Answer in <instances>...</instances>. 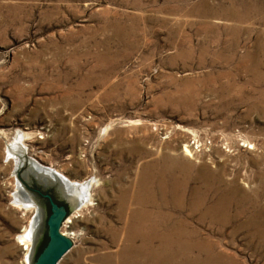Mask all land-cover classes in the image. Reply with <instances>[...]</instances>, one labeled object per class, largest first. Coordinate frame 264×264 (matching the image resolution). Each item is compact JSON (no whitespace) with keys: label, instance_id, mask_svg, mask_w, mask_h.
I'll return each instance as SVG.
<instances>
[{"label":"rangeland","instance_id":"obj_1","mask_svg":"<svg viewBox=\"0 0 264 264\" xmlns=\"http://www.w3.org/2000/svg\"><path fill=\"white\" fill-rule=\"evenodd\" d=\"M191 136L209 148L185 152ZM31 163L97 178L94 204L66 222L78 206ZM51 194L71 241L56 264H264V0H0V264L36 262L48 240L17 236L48 232ZM214 204L224 223L201 216ZM181 221L184 253L136 255Z\"/></svg>","mask_w":264,"mask_h":264},{"label":"bare ground","instance_id":"obj_2","mask_svg":"<svg viewBox=\"0 0 264 264\" xmlns=\"http://www.w3.org/2000/svg\"><path fill=\"white\" fill-rule=\"evenodd\" d=\"M27 135V133H26ZM22 138V137H21ZM21 142V141H20ZM18 142L19 145L22 146V144ZM17 144V145H18ZM24 146V145H23ZM18 149V148H17ZM17 158V157H16ZM19 163V161H17ZM33 163V162H32ZM30 164V166L32 167H29V169L27 171H25V176L28 178V174L29 172H32V174L35 175V177L38 179V181L40 182H44L45 184H56L58 186V188L60 189V191L62 192V195L66 196L71 202H73V207L75 206H78L73 212H72V216L71 217H68V221L71 220V222H73V219H76V218H79L80 216H82L81 214V209L85 206H91L94 204V197H93V192H92V188L96 185L99 184L98 182V179L95 178V177H91L89 179H86L84 181H76V180H71L69 179L66 183L64 182V180H62L63 178H61L59 175H56L55 174V170L54 169H36L33 164ZM35 165V164H34ZM37 166V165H36ZM39 167V166H38ZM168 166L164 165L163 166V172L164 171H167ZM204 167V166H203ZM162 173V172H161ZM160 175V174H159ZM169 175V174H168ZM153 176H150V177H147L149 181H152V182H155V177ZM163 177V176H162ZM171 178V177H170ZM174 178V177H173ZM66 179V178H65ZM147 180V181H148ZM156 180H157V183L161 184V189H165L164 191H170L172 193H175L177 191V189L175 188V185L173 184L172 187H169L167 185V183L164 182L163 179H161L159 176L156 177ZM17 185V184H16ZM167 185V186H165ZM56 186V187H57ZM156 186V185H155ZM165 186V188H164ZM143 188V187H142ZM148 188V187H147ZM154 188V187H152ZM149 189L147 190L148 193H146L145 195H143V197H138L137 199L138 200H141V201H151L153 199V196H152V190ZM158 188V187H157ZM146 189V188H145ZM24 190L23 186L21 184L17 185L16 186V189L14 191V203H13V206L16 207V208H23L25 210H31L34 208L35 206V203L31 200V198L29 197L28 199H23L22 198V195L24 197V194H19V192L23 193L22 191ZM140 190V189H139ZM143 191V190H142ZM145 192V191H143ZM166 193V192H165ZM140 194V193H139ZM182 194V193H181ZM172 195V194H171ZM179 194H177L176 198L175 199V205H180V196L178 197ZM28 197V196H27ZM26 198V197H25ZM173 198V197H172ZM205 199V198H204ZM219 201V200H218ZM182 202V201H181ZM151 203V202H150ZM227 203V202H226ZM34 204V205H33ZM72 204V203H71ZM221 204V203H220ZM212 206V208H211ZM210 208H204V211L202 212V217H205L207 216L208 214L211 215V218L213 221L214 220H219L221 221V223L223 222L224 223V219H225V216L224 218L222 217V210L225 212V207H220V206H216L215 204L214 205H211ZM197 207V205H196ZM202 207V206H201ZM35 209L37 210V207H35ZM41 210V209H40ZM210 212V213H209ZM224 215V214H223ZM40 218V217H39ZM227 219V218H226ZM211 220V221H212ZM226 221V220H225ZM36 220L33 219L29 222L28 225H26V227L23 228L22 232L17 236L18 239L20 238V240H22L23 242L27 243V247H31L33 245V241L35 242L36 239L38 238V234L35 229V224H36ZM220 223V222H219ZM155 224V223H154ZM69 225V224H68ZM222 225V224H221ZM65 226V225H64ZM150 226V225H149ZM153 225L149 228H147L146 230L144 229V235L143 236H140V244L138 246H136L135 248V251H136V255L139 254L140 252H142L143 250H145L146 252H144V255L147 254V255H152L154 253H156V256L159 257V258H162V259H167L168 261L171 259V257L175 254V251L174 253H171V251H168L166 250L167 248L169 249V247L173 246L172 244L174 243L175 245V240H178V245L180 248L179 249V253H180V250H181V253L183 252L184 253V248L185 246H183V242L186 238L189 237V231H186L188 230V228L186 229L185 228V224L184 222H179V223H175L173 224L172 227H170L169 229L171 230V233H166L167 235L165 234H162V233H158L157 230L155 231L154 229L151 230L153 228ZM142 227V226H141ZM155 228V227H154ZM157 229V228H156ZM69 230V229H68ZM150 230V231H148ZM40 231V230H39ZM138 231V230H137ZM145 231H148V233L145 234ZM191 231V230H190ZM67 232V231H66ZM168 232V231H167ZM193 232V231H192ZM129 237V236H127ZM130 237H133V236H130ZM137 238V237H135ZM126 239V238H125ZM157 239L159 240V246L157 248V251L155 250V248L153 249L152 248V244H153V241ZM181 239L183 240V242L181 241ZM130 239H128L126 242H128ZM21 241V242H22ZM132 241V240H131ZM199 241V240H198ZM127 244V243H126ZM188 244V243H187ZM191 244V243H190ZM177 245V244H176ZM206 248H209L210 245L209 244H206L204 245ZM132 247V246H131ZM174 247V246H173ZM176 248V247H175ZM125 255L128 257V251L130 250L131 251V248L125 247ZM31 250V249H30ZM171 250V249H170ZM176 250V249H174ZM29 251V250H28ZM133 253H134V249H132ZM155 251V252H154ZM186 251V250H185ZM207 251V250H206ZM31 253L29 252H26L25 253V262L28 264L30 263V255ZM121 254V253H120ZM134 255V254H132ZM219 255V254H218ZM218 255H215L216 259L218 260L219 259V256ZM126 256L124 258H126ZM138 256V255H137ZM212 256V255H211ZM195 257V256H194ZM136 258V256H135ZM155 258V257H154ZM158 258V259H159ZM198 258V257H197ZM129 259V258H128ZM140 259V258H139ZM157 260V259H156ZM160 260V259H159ZM186 260V259H185ZM139 262V261H138ZM172 262V261H171ZM164 263V262H163ZM189 263V262H188ZM197 263V262H196ZM155 264V263H154ZM157 264V263H156Z\"/></svg>","mask_w":264,"mask_h":264},{"label":"water","instance_id":"obj_3","mask_svg":"<svg viewBox=\"0 0 264 264\" xmlns=\"http://www.w3.org/2000/svg\"><path fill=\"white\" fill-rule=\"evenodd\" d=\"M38 183L44 187L48 186L40 181H38ZM51 202L52 201H50V203ZM52 204L53 214L50 215L47 223L49 236L48 242L34 264H56V261L60 258L62 253L71 246V241L65 236V234L59 232L58 229L61 216L64 212L63 210H60L55 203L52 202ZM36 241L34 242V246L36 245Z\"/></svg>","mask_w":264,"mask_h":264},{"label":"built area","instance_id":"obj_4","mask_svg":"<svg viewBox=\"0 0 264 264\" xmlns=\"http://www.w3.org/2000/svg\"><path fill=\"white\" fill-rule=\"evenodd\" d=\"M187 144H184L183 150L185 152H192L193 154L199 153L203 151L204 149H208L210 146V141L209 140H201L196 138V137H190V140Z\"/></svg>","mask_w":264,"mask_h":264},{"label":"flooded vegetation","instance_id":"obj_5","mask_svg":"<svg viewBox=\"0 0 264 264\" xmlns=\"http://www.w3.org/2000/svg\"><path fill=\"white\" fill-rule=\"evenodd\" d=\"M51 197H52V199H53V197H55V196H53L52 194H51ZM60 199H62V197H60V196H57V197H55V199L54 200H52V202L53 203H55L57 206H59L58 205V202H59V200ZM52 202L50 203V211L51 210H53V204H52ZM68 203V202H67ZM69 207H68V210L66 211V212H68L70 209H71V207H70V205H69V203L67 204ZM66 210V209H65ZM65 212V213H66ZM48 238H49V236H48V232L47 233H45V232H43V235L42 236H40V237H38V239H40L41 241H45V240H48ZM45 239V240H44ZM48 242V241H47ZM47 244V243H46Z\"/></svg>","mask_w":264,"mask_h":264}]
</instances>
